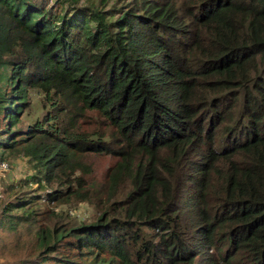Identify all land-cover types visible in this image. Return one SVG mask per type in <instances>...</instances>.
Wrapping results in <instances>:
<instances>
[{
    "label": "trees",
    "instance_id": "trees-1",
    "mask_svg": "<svg viewBox=\"0 0 264 264\" xmlns=\"http://www.w3.org/2000/svg\"><path fill=\"white\" fill-rule=\"evenodd\" d=\"M1 115L11 264H264V0H0Z\"/></svg>",
    "mask_w": 264,
    "mask_h": 264
},
{
    "label": "rangeland",
    "instance_id": "rangeland-1",
    "mask_svg": "<svg viewBox=\"0 0 264 264\" xmlns=\"http://www.w3.org/2000/svg\"><path fill=\"white\" fill-rule=\"evenodd\" d=\"M42 114L43 112L37 110L36 115L42 116ZM1 118L2 115L0 116ZM6 161L9 164V169L4 174L0 172V206L10 202L18 204L25 194L35 192L38 187L36 183L25 186L21 182L30 172L27 159L24 156H12ZM22 184L23 186L19 188ZM9 185H17V188L13 191H7ZM71 214L83 219L91 217L93 213L86 204H81L73 208ZM10 235V232L0 230V264L16 263L21 257H29L36 254L32 247L34 236L32 232L27 235L21 234L18 239H7L6 237ZM2 236H5V238Z\"/></svg>",
    "mask_w": 264,
    "mask_h": 264
},
{
    "label": "built area",
    "instance_id": "built-area-1",
    "mask_svg": "<svg viewBox=\"0 0 264 264\" xmlns=\"http://www.w3.org/2000/svg\"><path fill=\"white\" fill-rule=\"evenodd\" d=\"M9 169V164L6 160L0 161V172L5 173Z\"/></svg>",
    "mask_w": 264,
    "mask_h": 264
}]
</instances>
